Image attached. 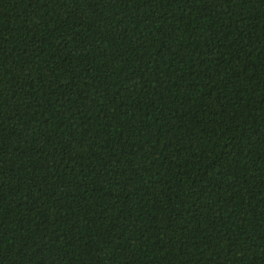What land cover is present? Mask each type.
Returning a JSON list of instances; mask_svg holds the SVG:
<instances>
[{
    "label": "trees",
    "instance_id": "trees-1",
    "mask_svg": "<svg viewBox=\"0 0 264 264\" xmlns=\"http://www.w3.org/2000/svg\"><path fill=\"white\" fill-rule=\"evenodd\" d=\"M0 264H264V0H0Z\"/></svg>",
    "mask_w": 264,
    "mask_h": 264
}]
</instances>
